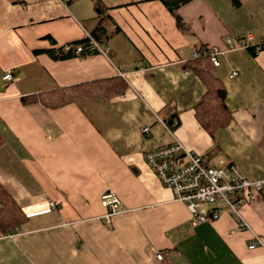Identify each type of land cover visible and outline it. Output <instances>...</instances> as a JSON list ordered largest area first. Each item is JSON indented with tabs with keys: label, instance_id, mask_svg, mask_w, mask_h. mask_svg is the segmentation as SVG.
I'll list each match as a JSON object with an SVG mask.
<instances>
[{
	"label": "crops",
	"instance_id": "0c3cea01",
	"mask_svg": "<svg viewBox=\"0 0 264 264\" xmlns=\"http://www.w3.org/2000/svg\"><path fill=\"white\" fill-rule=\"evenodd\" d=\"M179 13L187 32L162 0H0V182L28 216L17 233L0 230V264H264V201L242 207L248 227L229 213L194 225L144 157L178 139L209 164L264 178V50L225 43L264 38V0H193ZM89 34L111 54L92 43L83 57L49 53ZM201 44L225 50L215 74L232 118L214 134L195 113L206 86L186 68ZM112 78L126 88L111 97L23 102ZM108 189L123 203L111 224Z\"/></svg>",
	"mask_w": 264,
	"mask_h": 264
},
{
	"label": "built area",
	"instance_id": "2783aa9c",
	"mask_svg": "<svg viewBox=\"0 0 264 264\" xmlns=\"http://www.w3.org/2000/svg\"><path fill=\"white\" fill-rule=\"evenodd\" d=\"M88 38L100 53L106 56L111 54L108 47L100 45L90 34ZM234 40L231 35L225 37L229 49L249 48L254 45L255 35L249 32L245 37L238 38L237 43ZM254 48L256 52L263 51L264 38ZM82 49V46L72 43L64 45L65 52L79 54ZM224 52L219 46L201 44L192 51V59L207 56L215 66H219V56ZM14 78L11 71L4 76L7 80ZM142 131L149 132V127H143ZM144 157L162 184L173 190L175 200L186 206L194 225L217 220L229 213L240 226L248 227L241 215L242 207L264 201V178L249 179L233 163L223 158L217 164H209L204 156L187 149L178 139L166 146L147 150ZM101 204L105 208L103 219L106 224H111L113 216L123 210L122 200L110 189L102 194ZM51 206L54 208L55 203L51 202ZM256 246L252 242L249 248ZM155 254L159 260L164 258V254L158 250H155Z\"/></svg>",
	"mask_w": 264,
	"mask_h": 264
},
{
	"label": "trees",
	"instance_id": "16d2710c",
	"mask_svg": "<svg viewBox=\"0 0 264 264\" xmlns=\"http://www.w3.org/2000/svg\"><path fill=\"white\" fill-rule=\"evenodd\" d=\"M162 1L176 18L179 29L185 32L189 31V27L181 17L179 9L193 0ZM234 1L236 5L240 2V0ZM95 8L99 14L103 12V8L98 1L95 3ZM100 31H103V27L99 24L93 35L98 38V32ZM72 44L75 46H82V52L75 54L74 52H65L62 51L63 49H58L49 50V53H51L52 57L55 59H66L75 56L83 57L87 55L88 51H91L88 50L89 47L92 46L89 38ZM249 49H254V52H256L254 46H250ZM215 67L216 66L207 56L192 59L191 62L186 65V68L192 69L206 86L205 93L195 106V113L199 122L210 134H214L217 129L226 127L232 118L231 111L226 105V88L220 78L215 74ZM125 88L126 84L123 80L120 78H112L109 80H98L91 83L60 87L54 91L45 92L38 97L23 98V102L41 101L49 107H60L74 102L80 95L89 97H111L118 93H122ZM174 125L172 128H174ZM3 143L4 139L0 133V147ZM27 220L28 216L24 210L0 182V230L7 235L15 234Z\"/></svg>",
	"mask_w": 264,
	"mask_h": 264
}]
</instances>
